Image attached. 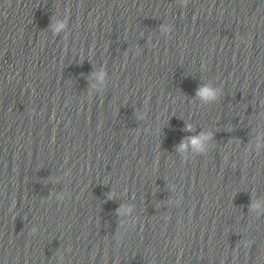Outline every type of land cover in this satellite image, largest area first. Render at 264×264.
Wrapping results in <instances>:
<instances>
[{
    "label": "water",
    "instance_id": "water-1",
    "mask_svg": "<svg viewBox=\"0 0 264 264\" xmlns=\"http://www.w3.org/2000/svg\"><path fill=\"white\" fill-rule=\"evenodd\" d=\"M0 264H264V0H0Z\"/></svg>",
    "mask_w": 264,
    "mask_h": 264
},
{
    "label": "clouds",
    "instance_id": "clouds-1",
    "mask_svg": "<svg viewBox=\"0 0 264 264\" xmlns=\"http://www.w3.org/2000/svg\"><path fill=\"white\" fill-rule=\"evenodd\" d=\"M182 2L184 4H186L188 2V0H182ZM68 24H67V18L62 19L57 21L54 25H52V30L53 33L55 35H59L62 32H65V30L67 29ZM171 29L169 26L167 25H162L161 26V32L167 34L168 32H170ZM66 36V35H65ZM105 77H106V73L104 71L99 72L96 75V78L103 83L105 81ZM219 95V90L216 89L215 87L212 86H208V85H200L197 87L196 89V97L199 98L201 101H203L204 103H210V102H214ZM185 131H191V126L190 125H185ZM212 134L211 133H201L198 136H191L187 138L188 143H190L194 149L197 150V152L199 153H204L207 151V149L204 146V141L210 140L211 139ZM180 150H184L187 147V144L185 143V141H181L180 145L178 146ZM260 145H257V148H259ZM60 199L63 198V195H61L60 197H58ZM250 210L254 211V212H258L260 213V210L262 208L260 202L256 201L253 202L249 205ZM123 211H131L130 209H118V212H123ZM37 231L36 228H33V232ZM62 259V258H61Z\"/></svg>",
    "mask_w": 264,
    "mask_h": 264
}]
</instances>
